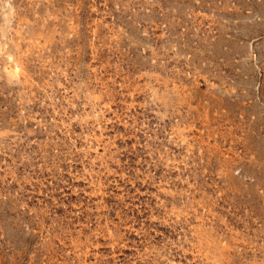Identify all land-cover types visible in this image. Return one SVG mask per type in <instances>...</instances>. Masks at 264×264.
<instances>
[{"label": "rangeland", "instance_id": "1", "mask_svg": "<svg viewBox=\"0 0 264 264\" xmlns=\"http://www.w3.org/2000/svg\"><path fill=\"white\" fill-rule=\"evenodd\" d=\"M0 264H264V0H0Z\"/></svg>", "mask_w": 264, "mask_h": 264}]
</instances>
